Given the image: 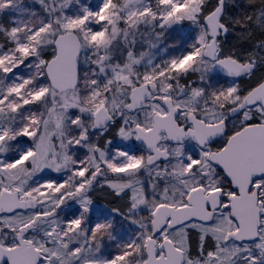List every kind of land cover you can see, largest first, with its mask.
<instances>
[{"label":"snow or ice","instance_id":"snow-or-ice-1","mask_svg":"<svg viewBox=\"0 0 264 264\" xmlns=\"http://www.w3.org/2000/svg\"><path fill=\"white\" fill-rule=\"evenodd\" d=\"M229 2L0 0V264H264V0Z\"/></svg>","mask_w":264,"mask_h":264},{"label":"rangeland","instance_id":"rangeland-1","mask_svg":"<svg viewBox=\"0 0 264 264\" xmlns=\"http://www.w3.org/2000/svg\"><path fill=\"white\" fill-rule=\"evenodd\" d=\"M29 3H30V0H25V4H26V6H28L29 5ZM238 4V0H230V2H229V9H230V11H232L234 8H235V6ZM32 7H35L36 9H38L39 8V5H31ZM5 20H6V18H5ZM230 43L232 42V41H234L231 37H229V40H228ZM230 43H228V45L230 44ZM229 47V46H228ZM112 132H113V134H114V129L112 130ZM94 197L97 199V200H99V202L101 203V204H105V205H108L109 204V201H111L112 200V197H110V196H106L104 193H101V192H99V191H97L95 194H94Z\"/></svg>","mask_w":264,"mask_h":264},{"label":"trees","instance_id":"trees-1","mask_svg":"<svg viewBox=\"0 0 264 264\" xmlns=\"http://www.w3.org/2000/svg\"><path fill=\"white\" fill-rule=\"evenodd\" d=\"M213 2H214V0H213ZM246 4H247V0H238V4L235 6V8L232 11H230L229 8H228V10L230 12H233V13H240L242 11L241 6H246ZM228 43H230V42L228 41ZM233 43H234V41H232L229 45L227 44V46L230 47Z\"/></svg>","mask_w":264,"mask_h":264}]
</instances>
